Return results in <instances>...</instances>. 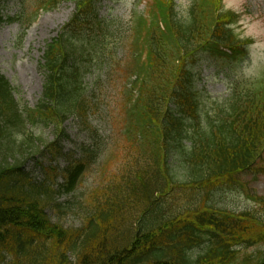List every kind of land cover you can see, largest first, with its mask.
<instances>
[{
  "label": "trees",
  "instance_id": "1",
  "mask_svg": "<svg viewBox=\"0 0 264 264\" xmlns=\"http://www.w3.org/2000/svg\"><path fill=\"white\" fill-rule=\"evenodd\" d=\"M61 1L42 0L37 8L49 10ZM68 1L75 11L45 45L44 82L35 107H20L14 88L0 75V264H72V255L73 264H264L259 250L264 246V197H256V207L243 212L202 200L182 214L161 217L162 194L181 187L208 194L239 183L264 152V75L238 83L229 97L217 100L211 114L199 109L190 67L198 51L224 45L240 54L251 43L238 40L232 24L239 15L225 10L221 0H193L183 18L174 0H151L149 13L133 18L125 79L134 75L135 81L125 134L138 144L144 163L123 189L110 188L116 193L97 204L84 227L65 228L53 221L54 194L73 191L97 151L84 149L86 158L70 162L65 185L56 192L33 183L25 171L32 155L23 148L40 141L27 126L52 127L57 140L67 137L63 125L69 117L80 130L87 129L80 55L98 44L88 37H101L112 27L98 15L102 0ZM127 196L147 202L145 208L134 207L140 213L128 226L120 218Z\"/></svg>",
  "mask_w": 264,
  "mask_h": 264
},
{
  "label": "rangeland",
  "instance_id": "2",
  "mask_svg": "<svg viewBox=\"0 0 264 264\" xmlns=\"http://www.w3.org/2000/svg\"><path fill=\"white\" fill-rule=\"evenodd\" d=\"M41 1L0 0V75L14 88V97L19 105L28 108H33L42 94L44 71L40 67L43 48L70 19L75 8L72 1L64 0L52 9L37 10ZM190 1L176 0L181 18L187 13ZM146 2L148 9V0H107L98 5L99 16L112 21V27L104 31L102 38L100 35L88 37L98 44L90 49V53L80 55L81 97L89 110L87 129L80 130L77 120L69 117L63 125L67 137L57 140L52 127L27 126L40 141L35 140L23 148L32 155L26 171L30 172L32 182H43L56 192L65 184L60 172L69 166V161L80 160L82 148L93 150L94 155V150L97 151L93 160L88 159L75 189L68 194L55 193L50 202L49 212L53 221L65 228L84 227L88 215L113 191L110 188L123 189L128 176L144 163V154L138 149V144L128 139L123 131L128 125L125 108L129 84H126L124 73L130 68L125 47L129 37V19L133 13L141 12ZM223 5L239 15L234 24L235 32L241 38H251L253 43L248 47V54L238 59L210 52L197 56L192 70L193 84L198 92L200 108L206 113L216 109L217 100L227 97L235 82L256 77L264 69V0H223ZM16 16L26 23L30 20L29 25L26 27V23L22 25L9 20V17ZM109 60H113L112 65H109ZM55 141L57 143L50 147ZM255 166L254 171L239 177L241 185L215 189L208 194L205 190L172 188L159 198L161 217L182 214L186 208L202 200L234 212L252 210L256 207L255 197H264V152ZM177 176L182 180L181 171ZM122 201L121 225L128 226L140 213V208L134 207H142L147 202L136 196L123 197ZM69 259L73 264L74 256Z\"/></svg>",
  "mask_w": 264,
  "mask_h": 264
}]
</instances>
